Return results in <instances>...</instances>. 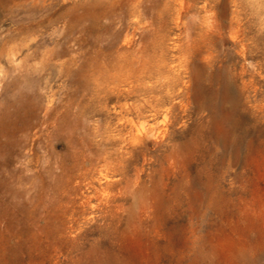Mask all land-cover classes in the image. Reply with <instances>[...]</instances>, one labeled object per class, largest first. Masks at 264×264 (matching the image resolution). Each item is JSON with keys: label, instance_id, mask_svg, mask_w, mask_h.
I'll list each match as a JSON object with an SVG mask.
<instances>
[{"label": "rangeland", "instance_id": "obj_1", "mask_svg": "<svg viewBox=\"0 0 264 264\" xmlns=\"http://www.w3.org/2000/svg\"><path fill=\"white\" fill-rule=\"evenodd\" d=\"M0 264H264V0H0Z\"/></svg>", "mask_w": 264, "mask_h": 264}, {"label": "bare ground", "instance_id": "obj_2", "mask_svg": "<svg viewBox=\"0 0 264 264\" xmlns=\"http://www.w3.org/2000/svg\"><path fill=\"white\" fill-rule=\"evenodd\" d=\"M3 1V0H2ZM25 27V26H24Z\"/></svg>", "mask_w": 264, "mask_h": 264}]
</instances>
